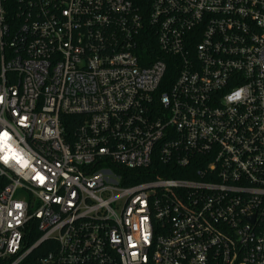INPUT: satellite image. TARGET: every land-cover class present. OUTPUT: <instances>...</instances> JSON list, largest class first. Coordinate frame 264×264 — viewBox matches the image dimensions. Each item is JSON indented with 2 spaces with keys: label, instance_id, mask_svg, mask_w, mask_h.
Wrapping results in <instances>:
<instances>
[{
  "label": "built area",
  "instance_id": "obj_1",
  "mask_svg": "<svg viewBox=\"0 0 264 264\" xmlns=\"http://www.w3.org/2000/svg\"><path fill=\"white\" fill-rule=\"evenodd\" d=\"M0 264H264V0H0Z\"/></svg>",
  "mask_w": 264,
  "mask_h": 264
},
{
  "label": "trees",
  "instance_id": "obj_2",
  "mask_svg": "<svg viewBox=\"0 0 264 264\" xmlns=\"http://www.w3.org/2000/svg\"><path fill=\"white\" fill-rule=\"evenodd\" d=\"M78 117H64L63 123L65 125V129L67 134L73 135L78 128Z\"/></svg>",
  "mask_w": 264,
  "mask_h": 264
}]
</instances>
